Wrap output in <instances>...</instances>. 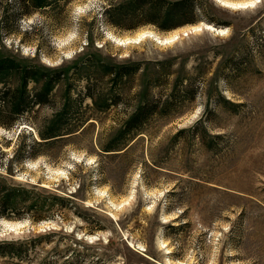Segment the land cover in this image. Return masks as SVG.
<instances>
[{
	"label": "rangeland",
	"instance_id": "rangeland-1",
	"mask_svg": "<svg viewBox=\"0 0 264 264\" xmlns=\"http://www.w3.org/2000/svg\"><path fill=\"white\" fill-rule=\"evenodd\" d=\"M50 1L0 0V264H264V0L165 29ZM150 82L182 113L127 137Z\"/></svg>",
	"mask_w": 264,
	"mask_h": 264
},
{
	"label": "trees",
	"instance_id": "trees-1",
	"mask_svg": "<svg viewBox=\"0 0 264 264\" xmlns=\"http://www.w3.org/2000/svg\"><path fill=\"white\" fill-rule=\"evenodd\" d=\"M24 1L28 5H32L35 9L47 7L48 5H50L51 2L50 0ZM105 8V13L109 15L108 21L116 27L122 26L124 21H130V19H141L155 21L156 23H158V26H160L162 29L168 28L171 23L174 24L173 27L183 25L189 22L194 23L196 21L195 14L204 10L203 5L197 3L195 0H112L105 5ZM178 21H180L179 24H176V22ZM11 61H13V59L10 58L0 62V84L4 85L6 89H8L7 86L10 85V82L12 81L15 74L14 71H9L13 69L12 67H14V63L11 64ZM105 68V73L107 72L108 74L116 78V81L119 80L120 82H122V85L127 82L123 81L125 75L130 73L126 66L121 65L117 70H110V67ZM137 69L138 67H136V70ZM34 74L35 73H33L32 75L24 71L20 85L21 89L26 90L30 79L33 77L36 78ZM114 75H116V77ZM151 79L153 80L154 76H152ZM36 80H38V78H36ZM151 82L149 83V85H146L143 91L145 92V97L143 99H140L137 108L132 114H130V116H128V119L124 122L126 128L129 127L127 129V137L133 136V138H136L138 135L145 133V129L148 126L149 122L152 120V118L156 116L163 118L172 114L177 115L182 113L181 111H176L173 109L174 103H176L175 99L178 97L179 94V90L177 89L178 87H174V92L172 93L173 97L175 96V99L172 100L173 103L168 100L164 101L163 99H161L160 101H156L155 106H153L150 102V99L152 97L149 96L152 91ZM50 84L51 81H48L46 83V87L49 88ZM15 92L17 91L15 90ZM138 92L140 96L141 93L140 91ZM5 95L6 93H4V96L0 98V101L3 100V102H5ZM107 101L108 99H103L104 103H107ZM108 105L109 104H106V108ZM151 105L152 112H150ZM26 110V108L22 109V111L18 113L19 116H22ZM54 136H60V134H56ZM48 138L49 137H43V139ZM104 151L108 152V150ZM1 212L2 208L0 206V213ZM5 252L9 251L5 250Z\"/></svg>",
	"mask_w": 264,
	"mask_h": 264
},
{
	"label": "bare ground",
	"instance_id": "bare-ground-1",
	"mask_svg": "<svg viewBox=\"0 0 264 264\" xmlns=\"http://www.w3.org/2000/svg\"><path fill=\"white\" fill-rule=\"evenodd\" d=\"M218 3H220L221 5H225V6H228V7H232V8H236L237 10L238 9H246V8H250V7H253V4L255 3L254 1H259V0H249V1H238V2H233V1H230V0H217ZM207 29H212V30H215L217 32H223L222 30L219 31V30H216L212 27V25H206ZM203 28L201 27V25H197V26H194V28H191V29H181L179 31H176L175 33L171 34L170 36L168 37H165L164 39H161V42H168V41H176L180 38V32H182V34L186 35V34H189V33H192L194 31H198V30H202ZM149 33V32H148ZM160 40V38H159Z\"/></svg>",
	"mask_w": 264,
	"mask_h": 264
}]
</instances>
